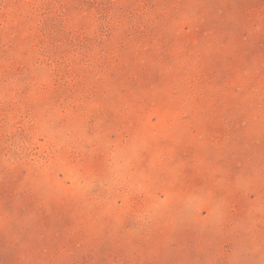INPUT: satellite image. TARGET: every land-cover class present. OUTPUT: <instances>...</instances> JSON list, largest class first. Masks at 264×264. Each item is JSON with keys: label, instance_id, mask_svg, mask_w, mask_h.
Returning a JSON list of instances; mask_svg holds the SVG:
<instances>
[{"label": "rangeland", "instance_id": "374dc122", "mask_svg": "<svg viewBox=\"0 0 264 264\" xmlns=\"http://www.w3.org/2000/svg\"><path fill=\"white\" fill-rule=\"evenodd\" d=\"M0 264H264V0H0Z\"/></svg>", "mask_w": 264, "mask_h": 264}]
</instances>
